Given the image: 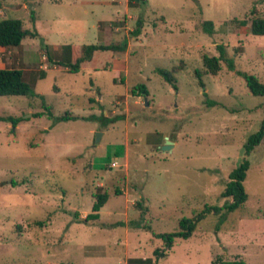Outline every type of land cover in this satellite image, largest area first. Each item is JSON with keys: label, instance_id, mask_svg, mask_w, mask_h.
I'll list each match as a JSON object with an SVG mask.
<instances>
[{"label": "rangeland", "instance_id": "rangeland-1", "mask_svg": "<svg viewBox=\"0 0 264 264\" xmlns=\"http://www.w3.org/2000/svg\"><path fill=\"white\" fill-rule=\"evenodd\" d=\"M7 17L38 36L0 46V68L21 69L52 117L38 96H0V264H264V136L249 155L243 148L263 118L264 96L246 76L264 82V36L249 29L264 0H0ZM122 39L124 51H96L77 73L55 63ZM218 44L234 69L221 62L214 77L202 57ZM179 64L174 89L155 70ZM141 82L145 97L131 93ZM243 158L245 202L206 211L166 247L158 234L224 205Z\"/></svg>", "mask_w": 264, "mask_h": 264}, {"label": "trees", "instance_id": "trees-1", "mask_svg": "<svg viewBox=\"0 0 264 264\" xmlns=\"http://www.w3.org/2000/svg\"><path fill=\"white\" fill-rule=\"evenodd\" d=\"M33 19V16H32ZM240 23L245 25L246 22L241 20ZM143 21L142 19H137L135 28L131 31L133 36H137L140 34L142 29ZM201 27L203 32L205 33H213L214 32V22L211 20H205L201 23ZM250 33L252 35L264 36V17H255L251 20L249 25ZM26 36L35 37L38 36L35 30H28L23 27V23L19 18H2L0 19V46L9 47V46H17L20 44L21 40ZM127 46V42L125 39H122L119 43L114 44H103V43H95V44H83L79 49V54L70 59V56L65 57V59L58 60L57 63L61 67L67 68V70L71 73H77L80 70L81 64L85 61H89L92 59L93 54L96 51H124ZM68 50V54H70L71 47L69 45L65 46ZM216 49L218 51L217 56H207L204 55L202 57V64L205 70L216 77L218 72L221 69V62H223L229 69H234V64L231 58H228L226 55L225 46L222 44L216 45ZM182 68V64L178 66H174L171 70H166L163 68H156V73L159 74L164 81L169 83L172 88H176L175 78L173 73L180 70ZM195 77L200 86H203V81L201 78V73L198 70L194 71ZM246 82L248 90L253 95L264 96V82H261L255 76L249 75L246 76ZM131 93L133 95L138 96H147L148 91L144 83H138L134 85L131 89ZM141 93V94H137ZM10 95H23L34 97L38 96L42 102L44 109H46L47 115L52 117V113L49 110V107L45 104L44 97L42 95L36 93L29 83H27L23 79V72L21 69L15 68H0V96H10ZM210 104H214L213 101H209ZM263 110V118L260 122L259 129L253 134L249 135L246 142L244 143V153L245 155H249L253 149L260 143L261 139L264 136V104L262 105ZM71 118L70 115H60L54 117V119L58 120H66ZM92 118H96L92 116ZM1 120H10L13 125H15L19 118L13 116H7L1 118ZM106 122H111L112 120H105ZM249 167V161L247 158H243L237 167L232 169L228 174V181L222 191V196L226 198V202L222 207L217 206H206L203 211L195 215L192 218H182L179 222L178 230L170 233L158 234L163 241L166 247L170 248L172 246L173 240L175 238L187 239L193 231L196 229L198 221L203 217L206 211H218L220 209H224L227 212L233 211L240 207L245 200L247 199V194L244 189L243 181L246 177V172ZM118 193L117 190H115ZM107 193H100L96 195L94 211L97 210L104 204L107 200ZM90 217V216H89ZM154 255L156 257L165 255L164 251H160L156 249L154 251ZM142 264H153L151 262H145ZM156 264V263H154ZM226 264H243L241 261L237 262H227Z\"/></svg>", "mask_w": 264, "mask_h": 264}, {"label": "water", "instance_id": "water-1", "mask_svg": "<svg viewBox=\"0 0 264 264\" xmlns=\"http://www.w3.org/2000/svg\"><path fill=\"white\" fill-rule=\"evenodd\" d=\"M98 141V138H95V142ZM172 142L169 140H166L165 144L162 146V150H169L171 147Z\"/></svg>", "mask_w": 264, "mask_h": 264}]
</instances>
